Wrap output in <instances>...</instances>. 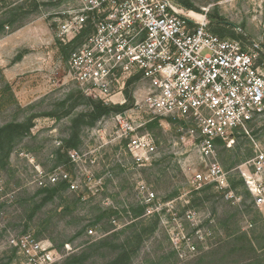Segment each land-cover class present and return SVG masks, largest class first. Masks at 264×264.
<instances>
[{"label": "rangeland", "instance_id": "rangeland-1", "mask_svg": "<svg viewBox=\"0 0 264 264\" xmlns=\"http://www.w3.org/2000/svg\"><path fill=\"white\" fill-rule=\"evenodd\" d=\"M63 2L0 0V264H26L13 242L26 234L52 245V264H264V205L238 168L252 138L264 149V120L252 137L216 145L225 188L194 182L210 161L171 121L140 130L156 154L131 152L115 112L91 123L101 99L68 78L75 45L60 43L54 20ZM171 2L224 18L264 62V0Z\"/></svg>", "mask_w": 264, "mask_h": 264}, {"label": "built area", "instance_id": "built-area-1", "mask_svg": "<svg viewBox=\"0 0 264 264\" xmlns=\"http://www.w3.org/2000/svg\"><path fill=\"white\" fill-rule=\"evenodd\" d=\"M207 17V11L186 10L171 0H64L54 20L60 43L75 45L68 78L104 105L124 107L112 119L131 152L156 154L154 139L140 130L154 120L171 121L210 161L194 182L225 188L228 172L214 161L216 145L232 147L239 136L252 137V126L264 120V62L241 40L214 34ZM252 140L254 155L238 168L261 206L264 149ZM13 242L26 264L59 258L52 245L30 234Z\"/></svg>", "mask_w": 264, "mask_h": 264}, {"label": "trees", "instance_id": "trees-1", "mask_svg": "<svg viewBox=\"0 0 264 264\" xmlns=\"http://www.w3.org/2000/svg\"><path fill=\"white\" fill-rule=\"evenodd\" d=\"M188 8H192L191 4L187 5ZM207 21L212 23H215V27L212 29L213 33L220 36V37H233V38H245L246 35L244 34H236L234 31H228V29L226 28L227 25H229L228 21H226L224 18L218 16V15H213V14H209L207 17ZM92 102V109L90 111V113H88V115L91 116V123L95 122L98 118H100L102 115L104 114H109L110 112H119L121 110L124 109V107L121 106H107L104 105L102 102H95V101H91ZM85 113L79 115L78 117H76L74 119V125L77 126L79 125L80 121L85 117ZM73 135H71V137L67 140L66 146L71 148L72 146H74V142H73ZM242 182L243 179H242ZM58 190L57 187L54 188V191L52 190L49 194V197L52 198L55 191ZM47 197V198H49ZM47 198L45 199V201L47 200Z\"/></svg>", "mask_w": 264, "mask_h": 264}]
</instances>
